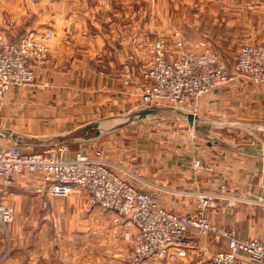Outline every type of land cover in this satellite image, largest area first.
Masks as SVG:
<instances>
[{
  "label": "crops",
  "instance_id": "1",
  "mask_svg": "<svg viewBox=\"0 0 264 264\" xmlns=\"http://www.w3.org/2000/svg\"><path fill=\"white\" fill-rule=\"evenodd\" d=\"M88 1L50 0L48 7L43 6V12L51 16L48 24L55 34L51 63L36 70L34 85L14 86L0 100V132L6 134L0 136V148L16 145L30 153L44 154L54 151V146L47 148L58 143L55 149L69 159L83 152L85 146L97 143L109 160L123 162L130 174L129 182L179 214L195 210L197 192L220 193L226 186L231 199L215 202L208 211L212 223L234 229L240 238L263 239L264 213L245 199L264 196V148L261 154L239 152L241 144L208 137L188 121L187 126L179 121L155 128L148 122L149 116L141 121L133 118L140 101L133 87L124 86V72L132 67L137 48L125 41L112 44L114 40L103 38L90 18L85 24L70 19L76 14L105 12V0L97 7ZM144 71L134 73L132 83H142ZM197 107L201 116L212 119L209 123L213 124L199 126L202 130L209 126V134L212 126L219 129L232 124L226 121L228 118H264V85L251 86L236 80L202 97ZM217 117L222 121L217 123ZM92 123H98L99 128L89 129ZM125 126L132 131L128 137L108 133ZM98 130L97 138H85ZM37 145L46 147L43 153L31 150ZM197 161L199 168L195 167ZM36 181V175H20L0 191V203L16 208L15 221L9 225V246L0 232V254L5 252L0 264L129 261L132 244L125 240V234L136 233L131 225L115 224L112 213L90 207L88 195L78 190L68 198L51 199L48 211L40 209L39 213L33 192ZM196 239L208 251L207 256L188 249L185 257L146 264H213L209 257L228 248L226 240L217 241L214 236Z\"/></svg>",
  "mask_w": 264,
  "mask_h": 264
},
{
  "label": "built area",
  "instance_id": "2",
  "mask_svg": "<svg viewBox=\"0 0 264 264\" xmlns=\"http://www.w3.org/2000/svg\"><path fill=\"white\" fill-rule=\"evenodd\" d=\"M15 26L14 19L0 15V99L14 86H30L36 82V70L51 63L53 33L42 36L27 34L16 42L8 40L7 32ZM180 34L172 42L159 40L151 45L150 65L143 73V82L134 87L140 103L138 112L169 106L181 108L188 104L197 116L199 100L234 81L252 86L264 85V43L244 45L236 62L228 68L220 61L205 41L196 45V51L185 49ZM130 71L124 73V86L131 87ZM200 167V162L195 163ZM24 174L37 176L34 195L48 208L53 198H68L76 190L88 195L90 207L110 212L114 223L131 225L136 233L126 232L132 253L126 264H146L150 261L172 260L185 257L188 249L207 256L196 237L214 236L226 240L225 251L211 255L213 264H264V238H240L234 229L218 226L210 220L208 210L219 199L228 200L226 186L222 192H197L195 210L186 214L170 211L159 199L129 182V171L122 161L113 162L106 156L103 146L94 143L76 157L67 159L54 151L44 154L30 153L13 145L0 148V191L10 187ZM138 179L137 176L131 175ZM264 213V196L253 195L245 199ZM16 208L0 203V226L15 221ZM177 252L172 253L171 249Z\"/></svg>",
  "mask_w": 264,
  "mask_h": 264
},
{
  "label": "rangeland",
  "instance_id": "3",
  "mask_svg": "<svg viewBox=\"0 0 264 264\" xmlns=\"http://www.w3.org/2000/svg\"><path fill=\"white\" fill-rule=\"evenodd\" d=\"M79 1L75 0L76 3ZM99 1L104 0H89L88 2L93 7H97ZM49 3L50 0H0V15L15 20V26L7 32L8 40L16 42L21 36L27 34L42 36L43 33L50 31L53 33L52 44L55 34L52 29L50 30L48 24L51 16L48 12H43V6L48 7ZM105 3L104 13L97 12L88 16L76 14L70 19L76 18L80 24L82 22L85 24V22L90 23L88 20L90 18L92 23L97 24L99 33L103 38L114 40L111 41L112 44L115 42L119 45V41H125L127 44L130 42L132 47H136L137 49H134L135 55H137L136 59L132 61V67L130 66L125 70V72L127 70L131 72L132 78H134V73L139 74L140 70H146L150 65L152 60L151 45L159 40L172 42L176 34H180L186 44L185 49L189 51H196V45L200 41L207 42L210 49L218 55L220 61L228 68L234 66L238 52L244 45L264 43V0H105ZM81 9L83 10L80 13L83 14L86 7ZM15 10L17 12L14 13ZM38 10H42V12ZM138 83L142 84L135 82L131 87L134 89ZM193 108L196 109V105L188 104L179 109L163 106L160 114L149 116L148 122L155 124V128L175 125L173 123H179V121L187 126L186 115L193 113ZM198 109L197 107V115L200 119L199 126L210 124L212 119L201 116ZM135 113L138 114V111ZM135 113L133 118L138 119ZM216 119L217 123L222 121L221 117ZM228 119L226 121L232 122V124H224V126H219V129L212 126L214 129L211 127L210 137H217L237 145L241 144V147L257 145L264 148V118L254 119L245 116L235 121ZM127 128L129 127H120L115 132L110 130L108 133L125 134L128 137L132 131ZM2 133L4 132H0V136ZM56 145L59 144H53L47 149L49 150L53 146L56 148ZM55 148L54 151L60 154L61 151ZM45 149L46 147L42 148L37 145L31 150L43 153ZM63 155L65 156V153ZM35 198L40 205L36 207L39 213L40 209L48 211L49 207L44 208L42 202L36 196ZM9 225L7 228H0L8 246L11 243ZM39 226L37 225V227ZM4 255L5 252L2 251L0 263L5 257ZM126 263L127 261L123 264Z\"/></svg>",
  "mask_w": 264,
  "mask_h": 264
},
{
  "label": "water",
  "instance_id": "4",
  "mask_svg": "<svg viewBox=\"0 0 264 264\" xmlns=\"http://www.w3.org/2000/svg\"><path fill=\"white\" fill-rule=\"evenodd\" d=\"M162 111L161 108H151V109H147L144 110L142 112H140L139 114H137L138 116V121H141L143 119H145L148 116H154L159 114V112ZM189 125L193 128H196L197 130H201L202 132H204L208 137H210L209 131H210V127H206L203 130L199 127V123H200V119L198 116L193 115V114H187L186 115ZM89 129H98L99 128V124L98 123H92L88 126ZM100 135V132L98 130V132H96L95 134H91L90 136H86L85 138H97ZM209 143L210 145H212V141L209 139ZM237 150L239 152H250V153H254V154H261L263 151V147L261 146H253V145H246L243 147H239L237 148Z\"/></svg>",
  "mask_w": 264,
  "mask_h": 264
},
{
  "label": "trees",
  "instance_id": "5",
  "mask_svg": "<svg viewBox=\"0 0 264 264\" xmlns=\"http://www.w3.org/2000/svg\"><path fill=\"white\" fill-rule=\"evenodd\" d=\"M22 37V36H21Z\"/></svg>",
  "mask_w": 264,
  "mask_h": 264
}]
</instances>
